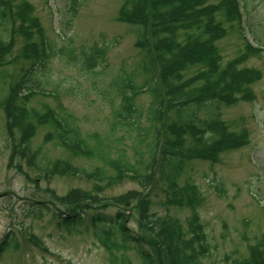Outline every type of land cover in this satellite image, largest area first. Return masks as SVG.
<instances>
[{
    "label": "trees",
    "instance_id": "16d2710c",
    "mask_svg": "<svg viewBox=\"0 0 264 264\" xmlns=\"http://www.w3.org/2000/svg\"><path fill=\"white\" fill-rule=\"evenodd\" d=\"M79 2L73 0V14ZM242 6L241 0H122L117 20L135 28V46L142 57L138 67L144 80L137 85L129 75H118L101 94L112 105L111 130L123 129L122 138L132 144V158L121 149L113 155L106 136L84 135L62 104L61 110L49 104L38 109L30 105L45 92L38 74L48 73L49 59L57 54L80 71L92 73L93 86L99 88L97 78L107 64L108 44L77 47L69 37L58 47L46 38L30 1L0 0V25L9 31V38L0 40V66L7 62L17 37L23 41L20 57L28 63L0 102L15 155L28 153L36 160L40 151L33 142L41 126L47 129L45 142L54 141L71 157L101 163L89 169L61 157L51 161L49 172L76 173L93 181L97 191L101 184L130 177L148 191L161 188L167 204L190 210L185 224L179 217L157 216L150 192L135 189L114 204L106 201L101 207H107L94 209L93 204L110 197L74 189L58 197L60 204L32 199L24 208L25 217L43 218L49 212L50 222L58 228L72 231L90 226L111 264H130V250L137 251L143 264H205L210 243L200 214L202 195L197 184L182 178L191 159L216 163L224 152L250 142L248 130L231 129L220 112L221 104L255 100L253 85L262 78L259 69L245 63L251 56H262L264 43L259 36L255 43L249 42L254 30L245 24ZM230 30L238 31L243 47L237 56L224 61L219 41ZM141 93L150 94L152 100L145 113L135 101ZM130 210L138 213L142 233L129 226ZM249 246L248 255L233 264H264V233ZM12 248H20L13 230L0 241V257Z\"/></svg>",
    "mask_w": 264,
    "mask_h": 264
},
{
    "label": "rangeland",
    "instance_id": "374dc122",
    "mask_svg": "<svg viewBox=\"0 0 264 264\" xmlns=\"http://www.w3.org/2000/svg\"><path fill=\"white\" fill-rule=\"evenodd\" d=\"M28 1L34 5L46 38L57 42L58 47L65 45L70 37L77 47L105 42L110 48L106 56L107 64L97 78L99 88L93 86L92 73L80 71L64 55L50 58L48 73L43 76L38 74L45 83V92L35 96L30 105L38 109L43 108V104H49L61 110L62 104L65 113L75 116L84 135L97 133L101 137L106 136L112 145L113 155L121 149L133 158L130 139L122 138L123 129L111 130L112 105L101 94V90L118 75H129L137 85L144 80L138 67L142 57L135 46V28L117 20L122 0H80L75 14L71 7L73 0ZM241 2L245 24H251L254 30L249 35V41L257 40L259 36L264 43V0ZM8 38L9 31L0 25V40ZM15 42L7 62L0 66V102L21 68L28 64L25 58L20 57L23 41L17 37ZM219 43L224 61L237 56L243 47V40L235 30H230ZM245 63L262 73V78L253 85L256 99L242 100L231 106L221 104L220 112L231 129H247L250 142L242 148L224 152L216 163L191 159L182 178L197 184L202 195L200 214L210 243L205 264H233L236 259L246 257L249 245L264 233V50L261 57L251 56ZM135 101L145 113L152 100L150 94L141 93ZM201 115L205 116L207 112ZM142 122L145 123L144 118ZM46 132V128L39 126L33 147L38 148L40 154L34 162L28 153L23 157L15 155L0 103V241L8 231L13 230L20 246L18 250H6L0 257V264H111L109 253L90 226L77 227L72 231L58 228L50 222L49 212H45L43 218L25 217L24 208L32 199L60 204L58 197L74 189L90 190L100 197H110L93 204L94 209L107 207H101L106 201L114 204L130 189L147 191L150 192L151 208L157 216L168 214L186 223L190 210L185 206L167 204L166 196L159 187L148 191L135 179L127 177L101 184L97 191L93 181L76 173L61 175L49 172L51 161L61 157L89 169L101 163L96 159L71 157L54 141L45 142ZM128 219L132 230L142 233L138 213L130 210ZM127 252L130 264H143L137 251Z\"/></svg>",
    "mask_w": 264,
    "mask_h": 264
}]
</instances>
